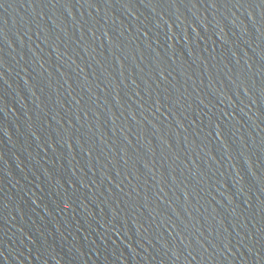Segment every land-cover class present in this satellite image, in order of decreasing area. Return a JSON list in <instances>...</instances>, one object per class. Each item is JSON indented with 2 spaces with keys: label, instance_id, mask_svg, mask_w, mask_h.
<instances>
[{
  "label": "water",
  "instance_id": "water-1",
  "mask_svg": "<svg viewBox=\"0 0 264 264\" xmlns=\"http://www.w3.org/2000/svg\"><path fill=\"white\" fill-rule=\"evenodd\" d=\"M0 264H264V0H0Z\"/></svg>",
  "mask_w": 264,
  "mask_h": 264
}]
</instances>
